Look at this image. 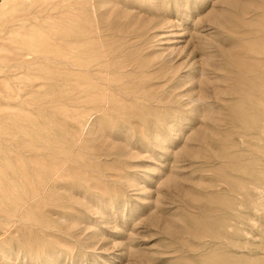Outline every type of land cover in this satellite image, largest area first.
Here are the masks:
<instances>
[{"label": "rangeland", "instance_id": "374dc122", "mask_svg": "<svg viewBox=\"0 0 264 264\" xmlns=\"http://www.w3.org/2000/svg\"><path fill=\"white\" fill-rule=\"evenodd\" d=\"M0 264H264V0H0Z\"/></svg>", "mask_w": 264, "mask_h": 264}, {"label": "bare ground", "instance_id": "6f19581e", "mask_svg": "<svg viewBox=\"0 0 264 264\" xmlns=\"http://www.w3.org/2000/svg\"><path fill=\"white\" fill-rule=\"evenodd\" d=\"M107 78V77H106ZM113 80V79H112ZM111 87V86H110ZM108 88V87H107ZM110 90V89H109ZM108 90V91H109ZM108 94H109V92H108ZM111 97V96H110ZM106 98H108V95H106L105 96V100H106ZM107 102V101H106ZM109 104V103H108ZM106 107H107V105H106ZM105 108V107H104ZM105 111H106V109H105ZM24 173V172H23ZM25 174V173H24ZM59 176V173H57L55 176H54V178H56V177H58ZM54 178H53V180H54ZM21 180V179H20ZM52 181V180H51ZM55 181V180H54ZM53 182V181H52ZM43 195V194H42ZM37 197H39V196H37ZM18 217V216H17Z\"/></svg>", "mask_w": 264, "mask_h": 264}]
</instances>
